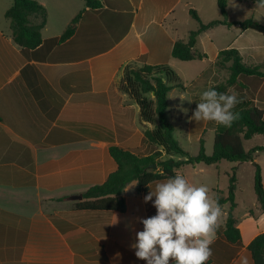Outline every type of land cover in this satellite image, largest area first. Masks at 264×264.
<instances>
[{"label": "crops", "instance_id": "crops-1", "mask_svg": "<svg viewBox=\"0 0 264 264\" xmlns=\"http://www.w3.org/2000/svg\"><path fill=\"white\" fill-rule=\"evenodd\" d=\"M35 1L48 13L44 43L24 52L6 17L14 0H0V264H146L132 245L143 230L141 218L156 214L153 203L144 200L156 182L145 192L138 190L137 181L128 184L123 192L125 212L78 210L83 199L71 197L105 182L115 169L110 147L142 156L157 150L144 134L154 126L142 123L139 106L119 90L118 83L126 67H140L139 61L150 59L143 37L152 28L165 43L166 25L181 0H98L101 6L96 9L84 0ZM80 13L74 35L51 43ZM159 43L155 49L161 50ZM173 46L164 45L166 60L155 55L144 65L170 63ZM214 66L207 76L217 75ZM205 73L189 87L195 91ZM239 82L244 85L241 93L250 91L249 100L264 110V78L251 76ZM189 87L183 91L189 92ZM192 129L187 128L189 137ZM181 169L177 174L193 183ZM203 184L213 182L204 179ZM221 192L228 195V190ZM226 205L209 260L254 264L247 247L264 228L252 233L246 244L228 243L222 239ZM261 217H255L257 222Z\"/></svg>", "mask_w": 264, "mask_h": 264}, {"label": "trees", "instance_id": "trees-1", "mask_svg": "<svg viewBox=\"0 0 264 264\" xmlns=\"http://www.w3.org/2000/svg\"><path fill=\"white\" fill-rule=\"evenodd\" d=\"M87 7L96 9L101 6L98 0H84ZM257 3V0H249ZM222 20L204 24L196 10L190 13L199 23V28L190 32L188 41L179 40L175 42L172 56L175 59L192 62L207 59V54L196 49L199 36L210 28L218 25L232 27L239 25L247 30L251 29L264 36V25L253 20L243 23L230 22L228 20L227 0H218ZM80 13L74 18L72 24L64 34L50 42L58 44L70 39L75 33V25L81 18ZM6 17L11 21L12 35L15 43L24 52L34 51L43 45L42 30L47 23V9L35 0H14L13 6L7 10ZM215 65L218 68L229 70V77L225 84H217L215 87L220 92L229 93L232 87L243 88L239 79L259 76L264 78L263 66H249L244 63L239 50L231 48L220 51ZM209 70L208 73H212ZM121 92L127 94L140 108L142 123L154 126L145 130L147 142L156 147L157 150L148 156H142L131 150H125L118 146L109 148V154L113 159L115 169L109 174L105 182L90 188L84 195L83 200L77 204L78 210L98 212H125L126 201L123 197L124 189L133 181L138 182V190L145 192L149 186L158 181L166 180L177 174L185 165L204 163L206 165H218L223 161L244 163L252 161L255 163L254 154L263 147L254 148L247 152L244 141L252 139L256 135L264 136V110L257 107L252 101L241 98L240 103L233 109L238 113V118L230 127L219 124L215 135L214 152L208 155L205 151L204 141L201 139V149L197 156H191L180 146L175 137V127L169 117V93L174 89L186 90L180 78L170 66L144 65L143 67L128 66L124 69L123 76L118 83ZM191 91L192 87H189ZM244 96V95H242ZM241 96V97H242ZM164 154L167 158H164ZM178 157L179 159L175 158ZM156 165L155 169H151ZM255 193L259 203V209L264 214V185L262 182L261 169L256 164ZM237 178L230 177L228 195H222L220 190L216 191L219 204H229L226 224L222 239L232 245L242 242L241 232L238 228V218L235 214L237 208ZM251 215L256 217L251 210ZM219 239L214 243L217 245ZM254 264H264V233L254 238L248 245ZM239 247L235 249V253ZM207 264H212L209 260Z\"/></svg>", "mask_w": 264, "mask_h": 264}, {"label": "rangeland", "instance_id": "rangeland-1", "mask_svg": "<svg viewBox=\"0 0 264 264\" xmlns=\"http://www.w3.org/2000/svg\"><path fill=\"white\" fill-rule=\"evenodd\" d=\"M228 6V20L230 22L243 23L248 20H253L259 24L264 25V8L258 7L257 3L249 0H227ZM194 9L197 11L199 17L204 24H210L217 20H222V15L219 9L218 0H181L176 6L174 13L166 25L167 31L165 32V43L162 38L155 34L154 28L150 33L143 37L151 50L150 59L141 60L137 63L138 66L149 64V60L153 59L155 55L160 59L166 60L167 53H164V45L166 49L170 45L175 44L179 40L188 41L189 34L199 28V23L193 18L190 11ZM155 26V25H154ZM162 42V43H159ZM156 43L162 44V49H155ZM237 49L244 56V63L249 66H263L264 65V36L251 29H243L239 25L228 27L226 25H218L210 28L208 31L202 33L198 38L196 49L200 52L207 54V59L202 61L184 62L175 59L171 56L170 63L165 66H170L181 80L184 87H189L193 80H195L202 72L205 73V78H202L199 83L194 86V90L183 91L175 89L169 93V117L170 121L175 127V137L179 141L180 146L189 153L191 156H197L201 149L200 140L198 136L203 135L205 151L208 155L214 152L215 135L218 130V123L215 121H208L209 126L204 132L206 120H196L193 118L194 111L193 104L200 101V94L214 84H225L229 77V70L218 68L214 66L216 53L226 49ZM254 57V58H253ZM214 66V71L217 75L213 77L207 76L211 67ZM213 73V72H212ZM211 73V74H212ZM242 89L232 87L229 94L235 93L238 99L241 98L245 101L253 97L249 91L247 94L241 93ZM196 93V94H195ZM194 103L191 95H194ZM244 95V96H242ZM242 96V97H241ZM193 121V123H191ZM192 126L191 136L187 134L188 126ZM206 128V127H205ZM244 147L247 152H251L254 148H264V136L256 135L250 140L244 141ZM255 163L261 169L262 182L264 185V150H258L255 154ZM178 158V157H175ZM252 161L244 163H234L223 161L218 165H206L204 163L193 165H186L182 167V173L186 174L191 181L200 185L203 180L213 182L209 186L211 195L214 199L216 197L215 188L220 189L227 193L230 184V177L235 174L237 178V193L236 202L237 208L235 214L239 220L238 228L241 232L242 242L246 244L249 241L252 233L264 228V214L259 209V203L255 193V176L256 165ZM204 169V171H200ZM210 179V180H208ZM217 186V187H216ZM228 208V205H226ZM253 211L256 217L262 216L261 220L251 215Z\"/></svg>", "mask_w": 264, "mask_h": 264}, {"label": "clouds", "instance_id": "clouds-1", "mask_svg": "<svg viewBox=\"0 0 264 264\" xmlns=\"http://www.w3.org/2000/svg\"><path fill=\"white\" fill-rule=\"evenodd\" d=\"M257 4L264 8V0ZM238 103L235 93L209 87L200 94L193 118L230 127L238 118L233 111ZM209 192L207 184H193L182 174L156 182L144 197L156 214L140 220L143 230L132 245L136 257L146 264H207L223 214L219 198Z\"/></svg>", "mask_w": 264, "mask_h": 264}, {"label": "water", "instance_id": "water-1", "mask_svg": "<svg viewBox=\"0 0 264 264\" xmlns=\"http://www.w3.org/2000/svg\"><path fill=\"white\" fill-rule=\"evenodd\" d=\"M157 166L156 165H152L150 168L151 169H155ZM72 200H82L83 196L82 195H75L71 197Z\"/></svg>", "mask_w": 264, "mask_h": 264}]
</instances>
